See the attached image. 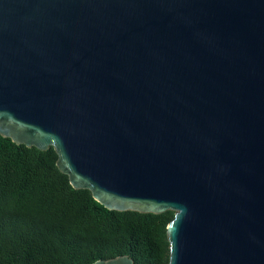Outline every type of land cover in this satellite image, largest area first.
<instances>
[{
  "label": "water",
  "instance_id": "1",
  "mask_svg": "<svg viewBox=\"0 0 264 264\" xmlns=\"http://www.w3.org/2000/svg\"><path fill=\"white\" fill-rule=\"evenodd\" d=\"M0 139L173 212L168 264H264V0H0Z\"/></svg>",
  "mask_w": 264,
  "mask_h": 264
},
{
  "label": "trees",
  "instance_id": "2",
  "mask_svg": "<svg viewBox=\"0 0 264 264\" xmlns=\"http://www.w3.org/2000/svg\"><path fill=\"white\" fill-rule=\"evenodd\" d=\"M52 148L0 139V264H168L173 212L109 211L73 189Z\"/></svg>",
  "mask_w": 264,
  "mask_h": 264
}]
</instances>
